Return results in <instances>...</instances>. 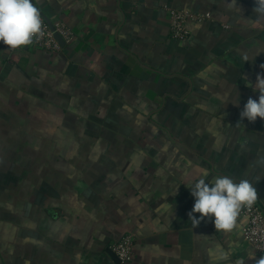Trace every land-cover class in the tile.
<instances>
[{
    "label": "crops",
    "instance_id": "0c3cea01",
    "mask_svg": "<svg viewBox=\"0 0 264 264\" xmlns=\"http://www.w3.org/2000/svg\"><path fill=\"white\" fill-rule=\"evenodd\" d=\"M33 0L73 39L57 53L0 43V264H256L241 211L196 227L189 186L249 180L264 212L254 0ZM190 18L176 39L171 14ZM248 58L245 62L244 57ZM199 218V214H195ZM126 236V263L107 250Z\"/></svg>",
    "mask_w": 264,
    "mask_h": 264
},
{
    "label": "clouds",
    "instance_id": "9594fccd",
    "mask_svg": "<svg viewBox=\"0 0 264 264\" xmlns=\"http://www.w3.org/2000/svg\"><path fill=\"white\" fill-rule=\"evenodd\" d=\"M255 7L252 12L255 18L249 21L251 28H264V0H254ZM238 6L235 0L229 7ZM239 7V6H238ZM44 35L39 9L33 0H0V43L10 50L33 43L34 38ZM245 62L248 58L244 57ZM264 70V64L260 65ZM253 92L259 93L258 100L249 97L240 119L245 118L255 123L259 118L264 121V71L257 73L255 86L247 82ZM264 163V160L260 161ZM208 175L203 171L201 178L188 188L194 197V205L188 213L193 227H196L205 218L212 220L216 231H231L236 223L240 211L251 208L259 198L257 189L247 179L235 181L232 177L218 175L211 181L203 177ZM195 214H199V218ZM256 264H264V257L256 260Z\"/></svg>",
    "mask_w": 264,
    "mask_h": 264
},
{
    "label": "built area",
    "instance_id": "2783aa9c",
    "mask_svg": "<svg viewBox=\"0 0 264 264\" xmlns=\"http://www.w3.org/2000/svg\"><path fill=\"white\" fill-rule=\"evenodd\" d=\"M41 16V15H40ZM171 29L174 38L185 39L189 30L187 22L190 18H197L198 20L210 19L211 15L193 16L184 11H176L171 14ZM44 35L39 38H34L33 43L21 48H31L42 50L45 52L57 53L61 50V43L56 35H59L63 41L69 42L73 39V34L67 25L59 23L54 25L55 31H52L50 26L41 16ZM19 48V49H21ZM17 50V49H16ZM241 215L247 219V224L243 229L245 239L254 247L256 252L264 254V212L255 203L250 209L244 208L241 210ZM134 247V239L132 236H126L122 241L114 246V252L122 261L126 263L130 260Z\"/></svg>",
    "mask_w": 264,
    "mask_h": 264
},
{
    "label": "water",
    "instance_id": "95a60500",
    "mask_svg": "<svg viewBox=\"0 0 264 264\" xmlns=\"http://www.w3.org/2000/svg\"><path fill=\"white\" fill-rule=\"evenodd\" d=\"M35 4V3H34ZM39 9V8H38ZM40 15L44 18V20L47 22V24L50 26L52 31H55V27L54 24L52 23V21L43 13V11H41V9H39ZM57 39L60 41L61 45L64 42L63 39L59 36L56 35ZM107 252L109 253V255L112 257V259L116 262V263H121L122 261L119 259V257L116 255V253L112 250V249H108Z\"/></svg>",
    "mask_w": 264,
    "mask_h": 264
}]
</instances>
